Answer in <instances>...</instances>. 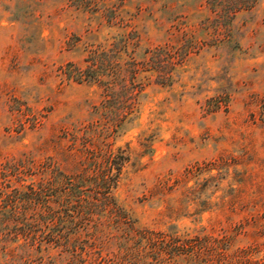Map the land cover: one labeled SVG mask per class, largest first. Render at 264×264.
<instances>
[{
  "label": "rangeland",
  "instance_id": "374dc122",
  "mask_svg": "<svg viewBox=\"0 0 264 264\" xmlns=\"http://www.w3.org/2000/svg\"><path fill=\"white\" fill-rule=\"evenodd\" d=\"M96 49L117 63L113 77L104 67L103 83L66 74ZM63 128L77 146L87 138L127 155L111 195L136 227L226 236L264 264V0H0V168L11 166L8 190L32 199L37 214L43 201L29 187L63 181L62 169L45 170L62 162L59 143H71ZM220 156L225 170L205 171ZM196 165L204 171L156 192ZM194 187L198 205L183 194ZM105 205L95 202L81 232L102 247L67 245V230L42 224V241L0 239V264H106L120 248L109 237L121 232Z\"/></svg>",
  "mask_w": 264,
  "mask_h": 264
},
{
  "label": "trees",
  "instance_id": "16d2710c",
  "mask_svg": "<svg viewBox=\"0 0 264 264\" xmlns=\"http://www.w3.org/2000/svg\"><path fill=\"white\" fill-rule=\"evenodd\" d=\"M105 55L104 50H93L84 60L87 63L84 69L77 68L75 72L73 71L74 73L66 74H75L77 81L95 80L103 83L99 69L104 67L107 76L113 77L114 66L117 65L115 62L106 64L102 59ZM133 65L136 63L133 62ZM137 71L138 69L134 68L133 75H136ZM134 78L135 76L132 77ZM130 84L132 86L130 99H132L136 95L134 89L136 85L133 81ZM110 87L111 82L108 81L105 91H108ZM132 105L133 102L128 101V114L132 112ZM63 129L64 134H70L66 131L67 128ZM70 135L71 143L68 145L59 143L60 148L57 150L59 155H63L64 160L62 159L61 163L56 160L51 166L45 168V170H53L54 167L62 169L64 171L63 181L56 183L51 178L41 183L37 189L29 187L30 195L43 201L44 209H40L38 214L35 211L37 206L31 205L32 199L22 198L23 194L18 188L8 190L10 186L7 183L11 166L2 165L0 168V239L14 233L16 236L22 234L24 239H31L34 242L42 241L40 239L42 236L38 232L41 230L39 226L43 224L44 227L67 230L64 237L67 245L89 242L90 248H100L104 243L98 242L96 236L84 240L81 238V232L92 222L94 215L92 206L95 202L104 200L109 214L108 221L113 220L118 231L121 232L119 235L109 237L119 238L120 248L112 258L105 259L106 264H263L253 259L255 248H233L226 236L221 239L212 236L179 237L162 231L136 227L128 213L116 205L111 195V189L117 185L122 167L128 159L127 155L121 151L116 155L109 151L103 153L101 148L87 138H83L77 146V137L74 134ZM225 161V157L220 156L214 162L206 163L205 171L216 168L221 173L227 166ZM193 167L195 168L185 170L184 179H176L171 187L168 186V180H160L155 189L156 192H163L165 188L172 190L184 183L185 179L190 176L204 171L198 165ZM212 178L207 179L203 187ZM85 192L93 193L91 199L81 196ZM183 194L188 196L187 202L198 205L199 197H197L196 187L185 189ZM49 202L58 204L60 208L55 210ZM48 235L50 242L57 243L62 238L58 234ZM79 248L82 250L85 246L82 245ZM75 249L72 251L75 252ZM3 251L5 256L13 257L14 255L12 250L3 249Z\"/></svg>",
  "mask_w": 264,
  "mask_h": 264
}]
</instances>
